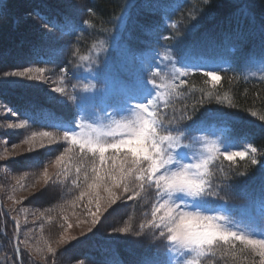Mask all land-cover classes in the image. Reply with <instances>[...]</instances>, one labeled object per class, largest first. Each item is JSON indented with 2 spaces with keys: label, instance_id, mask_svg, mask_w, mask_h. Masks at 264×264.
I'll return each instance as SVG.
<instances>
[{
  "label": "trees",
  "instance_id": "obj_1",
  "mask_svg": "<svg viewBox=\"0 0 264 264\" xmlns=\"http://www.w3.org/2000/svg\"><path fill=\"white\" fill-rule=\"evenodd\" d=\"M68 1L0 0V3L7 6L0 13V103L13 117L25 124L28 131L64 133L55 128L54 124L56 121L68 120L69 117L60 113L59 109L42 103L44 99L39 96L36 84L23 81L19 84L18 80V82L14 80L4 82L2 75L5 71H9L8 69L29 71L34 70L33 68H41L49 70L50 75L56 80L61 79L67 86H71L80 59L89 53L95 44L109 39V31L113 30L126 12L130 19L124 23L122 37L135 52H143L148 46H155L156 35L162 27L160 18L162 14L165 15L163 12L146 9L144 0H74L75 4L79 5L78 8H70ZM178 1L179 10L172 11L175 0H160L161 4L167 6L166 16H169L172 24L175 25H171L163 32L170 37L164 44L169 45L174 52L175 47L178 48L182 42L185 47L202 58L224 59L230 68L219 71L220 80L214 86L201 73L194 72L195 74L185 78L184 84L177 89L175 96H171L165 109L153 112L162 118L165 127L182 129L186 134L191 135L197 121L213 114L215 118L208 120L207 123L222 124L226 129L224 133L232 136V141L236 144L257 149L253 153L258 161L256 165H253L249 159L229 162L216 157L208 168L216 196L227 202V212L231 217L236 218L240 215V209L254 208L258 201H264V182L260 179L264 176V80L253 82L241 79L238 75L248 62H264V58L258 54L252 56L260 49L259 36L242 46L240 41L227 38L232 30L229 21L233 13L234 0H210V3H206V0ZM130 3H135L136 7L129 8ZM247 4L257 22L264 20V0H247ZM66 6L69 8H65ZM23 8L27 10L30 19L21 18ZM74 8L75 12L72 13L79 25L75 35H68L66 32L61 36L57 33L60 39L55 37L53 41H42L36 37L38 31L35 29L38 26H33L34 23H30V20L34 19L43 27L40 17L47 16L49 20L59 19L69 9ZM43 29L53 37L48 30L44 27ZM19 43L22 45L19 46ZM232 48H236V51H231ZM19 51H21L20 56ZM63 69H67V72ZM193 109L196 110V115L192 120L181 119L184 116L194 115ZM172 134L181 138L184 144L188 143L191 136L179 137L178 131ZM128 152L119 151L118 155L127 154L126 158L130 166L135 158ZM78 156L76 158L74 155L71 156L75 169H79L80 173L78 172L73 179L74 190L72 187L69 188L73 194L79 190L78 196L89 180V174L86 176L84 172L92 169L93 173L106 176L111 170L118 176L121 168L125 172L129 170L127 169L129 167L125 168L123 162L125 159L115 157L111 152L105 156V164L100 163L99 157L92 158L91 164L89 159L88 162H80L81 158ZM33 160L40 162L41 158L32 157L30 161ZM147 166L148 161L141 160L139 165H133L132 171L128 172L129 190L124 195L129 194L132 197L129 202L124 203V212L120 210L122 207L119 205L118 224L126 221L125 227L129 231L122 233L120 235L122 238L111 240H100L96 236L83 239L77 259L88 264H139L143 257L166 255V259L171 261V249L167 241L154 239L159 235L157 231L155 232L156 229L145 227V234H142L141 230L136 228L139 227L140 221L141 224H146L150 220L141 214L147 212L148 205L158 200L153 185L151 187L145 185L141 188V182L135 179L138 175L137 169H146ZM93 169L96 171L94 172ZM78 196L75 199L82 203L83 200ZM0 204V247L5 249L9 242L13 243L11 221L18 225V230H21V224H18L17 217L5 204L1 189ZM60 209L64 210V207ZM57 212L60 213V210ZM94 230L97 231L96 228ZM137 232H140L139 236L136 235ZM8 248L11 249L9 253L14 264H17L15 249L13 246ZM18 253L20 264H37L31 256L24 255L20 245ZM192 258L196 260V264H259L258 255L244 248L239 242H232L230 245L213 244L210 249H204L200 255L192 253ZM0 264L6 263L0 259ZM59 264L65 263L59 261Z\"/></svg>",
  "mask_w": 264,
  "mask_h": 264
},
{
  "label": "rangeland",
  "instance_id": "obj_2",
  "mask_svg": "<svg viewBox=\"0 0 264 264\" xmlns=\"http://www.w3.org/2000/svg\"><path fill=\"white\" fill-rule=\"evenodd\" d=\"M70 3L71 0L68 1V5ZM65 8L69 7L66 6ZM69 10L75 12V8ZM22 11L21 18L23 20L24 18H31L25 8ZM161 18L162 27L156 35L157 42L155 46H149L146 52L141 54H136L123 42L122 31L125 21L120 18L113 30L109 31V39L95 44L92 50L83 57L85 59H81L80 68L82 70L76 78L75 87L74 83L67 86L61 79L56 80L54 76L50 75L49 70L41 68H33L34 70L29 71L19 69L18 71L27 72V75L24 77H5L2 75V80L4 82L19 81V84L22 81L36 84L39 96L44 99L42 103L59 109L60 113L69 117L65 125L63 124L64 130L69 128L74 130L77 133L76 138L78 141L82 139L81 133L83 136L92 137L99 134L101 141L107 147L105 156H108L111 152V154H115V157L119 156L125 159L127 154L118 155V152L129 151V146L122 145L119 150H116L111 148L110 145L119 144L121 139L129 138L127 134L123 133L122 129L118 128V125L135 119V115L128 111L138 102L142 94L150 91L151 85L147 84L145 77L150 81H154L157 86L150 108L154 111H162L171 99V94L175 96L173 90L178 82L185 77L176 75V70L180 69L181 66H190L183 61L177 64L169 45L161 43L163 41L161 37L165 36L163 32L172 24L169 18L163 15H161ZM32 22L34 23L33 26H38L35 30L38 31L36 37L40 40L53 41L55 39L54 36L51 37L47 34L34 19L33 21L30 20V23ZM20 45L22 43H19ZM20 55L21 51H19ZM204 61L206 67H214L218 75L220 70L230 68L228 63L221 60H214V63L206 59ZM149 68L151 69L150 72L148 71ZM8 70L5 72H17L11 69ZM190 72L201 73L212 86L218 83L205 76L203 71L189 70ZM242 75L250 81L264 80V63L249 62L245 64ZM99 76H101V80L98 82ZM184 79L180 84L184 83ZM134 80L141 86L135 92L128 93L127 89L120 86L122 82ZM85 85L89 88L94 86L95 91L81 93ZM58 88L63 89V91L56 92L55 89ZM69 94L71 96L78 95L76 106L69 99L71 97ZM113 97L123 100L119 104H115L112 103ZM54 98H59V100ZM86 100L95 103L96 108L93 111L85 106L84 102ZM26 127L0 103V157H3V159H0V189L5 204L17 217L18 224H21V230H18V225L10 220L12 222L11 235H13V243L10 244L9 242L5 249L0 247V259L6 264H14L9 253L11 249L8 247L13 246L15 249L17 246L19 249L20 245L24 255L31 256L37 264H59V261L65 264H88V262L85 263L76 258L79 255V248L82 247V240L95 236L100 240L117 238L109 234L120 236L122 233L117 232V230L126 228V221L118 224L119 211L111 216L109 213L112 212L113 208H117V205H120L122 207L120 210L123 211L124 203L129 202L131 200L129 197L132 196H129V194L124 195L126 191L123 184L119 182L114 184L108 179V175L95 174L91 169L84 172L86 176L89 174V180L82 191H87L92 196V203H88V195L81 198L82 203L78 202L75 197L78 196L79 190L76 194H73L69 189L72 187V190H74L73 179L78 175L71 156L74 155L76 158L79 154L80 162H88L89 159L91 164V159L98 158L99 153L89 151L87 146L82 151L79 143L73 145L71 140H65L64 133H50L49 136H43L41 135L44 133L43 131H28ZM222 131H224L223 126L217 124L201 127L188 142L192 145V148H181L179 150L180 158L185 163H196L201 157L209 156L210 164L216 156L223 158L221 153L224 149H228L232 152L246 151L248 153V156L244 159L237 156L234 161L251 160L249 157L254 155L250 146L224 142L225 136ZM158 134L166 135V132L158 129ZM30 148L31 151H29ZM36 156L41 158L40 162L30 161L32 157L36 158ZM60 156H63L64 159L57 164V158ZM192 156L194 158H191ZM123 162H125V168L129 167L127 169L132 171L133 165L128 166L130 164L129 160ZM45 172L48 176L47 182H45ZM129 173L128 175H130ZM97 175L103 179L97 182L98 186L96 188L89 189L88 185L96 181ZM153 187L155 188L154 185ZM109 192L112 193L111 197ZM78 197L80 198V194ZM113 200H115V203L112 202ZM162 202L154 201L151 205H148L147 212L141 215L151 219L153 206ZM178 203H181V211L195 212L199 210L204 215H222L221 208L224 210V203L218 205L219 207L217 206L218 208L214 210L207 209L205 205L198 208V202L189 198ZM262 205L264 204L259 205L258 208L249 207L250 210L240 209V215L236 218L232 217L234 221L231 223L226 219L217 221V223L222 224L230 231L245 232L251 235L253 239H264V207ZM62 207H64V210L60 209ZM58 210H60V213L57 212ZM4 212L8 215L6 211ZM90 213H95L98 217L99 222L95 226L97 231L92 228V215ZM160 214L158 213V216ZM241 220L246 222L238 223ZM140 222L139 227L136 226L139 231L141 230ZM143 222H145V219ZM89 228H92L91 232L88 231ZM145 231L144 228L140 232L145 234ZM156 231L159 233L158 230ZM84 233H87V235H83ZM155 238L162 239V241L166 240L159 235ZM62 239L64 242H61ZM232 242L239 241L233 240ZM167 243L169 244L168 241ZM218 243L224 244L223 241L219 240L214 242V244ZM243 246L256 253L259 257L257 262L262 264L264 257H261L258 252H254L251 246ZM49 249H52V251L50 252ZM15 252L17 264H20L17 250ZM170 252L171 261L177 259L180 255L177 249H171ZM70 257L74 259L73 263L71 262L72 259L68 260ZM187 259H190V257H187Z\"/></svg>",
  "mask_w": 264,
  "mask_h": 264
},
{
  "label": "snow or ice",
  "instance_id": "obj_3",
  "mask_svg": "<svg viewBox=\"0 0 264 264\" xmlns=\"http://www.w3.org/2000/svg\"><path fill=\"white\" fill-rule=\"evenodd\" d=\"M206 3H210V0H206ZM72 7L78 8L79 5L75 4L74 0H71L70 8ZM128 7L135 8L136 4L130 3ZM144 7L153 12H163L165 15L167 14V6L161 4L160 0H144ZM6 8L7 6L5 4L0 3V13ZM175 10H179V6H177ZM88 11H91V9H88ZM121 19L127 22L130 19V16L126 12ZM40 20L42 21V26L57 39H60V36H57V33H60L61 36L66 32L68 35H75V32L79 27L76 17L71 10L64 13L62 18L59 19L49 20L47 16H44L40 17ZM229 24L232 25V30L228 33L227 38L229 40L240 41L241 46L249 40L256 39V37L259 36L260 49L258 53H253L252 56L255 57L258 54L261 58H264V20L256 21L250 12L247 0H234L233 13ZM161 39L169 40L170 37L162 36ZM230 50L235 52L236 48ZM174 56L176 57L177 64L183 61L190 65L189 67L181 66L180 69L176 70V75L186 76L188 75L189 70L203 71L204 75L210 77L213 82H219L220 77L217 74V70L214 67H206L204 58L194 54V52L185 47L182 42H180L178 48L175 47ZM82 59L85 58L82 57ZM63 71L67 72V69H63ZM148 71L150 72L151 69L149 68ZM3 75L5 77H24L27 75V72H5ZM145 79L147 84L151 85L150 91L142 94L138 102L131 107L130 111H128L135 115V119L118 125V128L122 129L123 133L127 134L129 138L121 139L119 144H112L110 147L119 150L122 145L129 146V151L135 158L131 161L132 165H139L141 160L149 161L148 168L137 169L138 175H136L135 179L141 182V188L145 185H148L149 187L154 185L158 201L163 202L153 206L151 212L152 218L148 220L146 224H141L140 229L143 230L145 227H148L158 230L159 236L165 238L169 242L170 249L179 250L180 255L173 261H168L166 255L146 256L140 260L139 264H196L195 260L187 259L189 254L196 253L197 255H200L205 248L210 249L214 242L218 240L229 245L233 240L239 241L246 247L251 246L254 252H258L261 257H264V239H253L251 238V235H248L245 232L230 231L222 224L217 223V221L226 219V217L222 215H204L199 210L195 213L180 210L181 203L178 202H184L186 198L197 201L199 208L200 206L209 203L208 200L202 198L217 195L210 178L211 173L208 170L210 157H201L196 163L183 162L180 158L179 150L181 148H192V145L182 143L180 138L174 136L172 133L178 131L179 137L183 138H186L191 134H186L182 129L165 127L162 118L158 117L150 108L152 105V97L157 91V86L154 81H150L147 77H145ZM120 86L127 89L128 93L135 92L141 87L136 80L122 82ZM55 91L62 92L63 89L58 88L55 89ZM94 91V86L93 88H89L85 85L81 93H91ZM77 98L78 95L69 97L75 105ZM54 99L59 100V98ZM122 100L123 99L113 97L112 103L119 104ZM84 103L85 106L92 111L96 108L94 102L86 100ZM193 113L194 115L184 116L181 117V119L190 121L196 115L195 109H193ZM51 115L55 116V114ZM214 118L213 114H209V116L205 117L203 120L195 123V129L199 130L208 120ZM21 127H23V125H21ZM56 128L64 129L63 122L58 121ZM158 129H163L167 134H158ZM41 135L49 136L50 133L44 132ZM80 135L82 136V139L78 141L76 138L77 133L74 130H71V128L64 130L65 140H71L73 145L79 143V147L82 151L87 146L89 151L93 153L98 152L100 163L105 164V152L107 151V147L101 141L100 135L98 134L95 137L83 136L82 133ZM232 140L233 137L228 135L225 136L224 142L231 143ZM49 143H51V141H49ZM41 147H43V145H41ZM31 150L32 149L30 148L29 151ZM256 151V148H251L252 153H255ZM221 154L223 158L229 162L234 161V158L237 156L241 159L248 156L246 151L232 152L228 149H224ZM191 158H194V156ZM249 158L253 165L258 163L254 156ZM0 159H3V157H0ZM63 159V156L58 157L56 163L59 164ZM125 161H127L126 157ZM93 171L95 172L96 170L93 169ZM77 172H79V169H77ZM128 172H131V169H129ZM128 172H125L123 168H121L118 176L111 170L107 172V175L108 179L114 184L117 181L123 182L125 191H128ZM102 179V177L97 175L96 181L89 184L88 188H96L98 186L97 182ZM260 179L264 182V176H261ZM47 180L48 176L45 172V182H47ZM41 195H43V193H41ZM86 195L89 196L88 203L91 204L92 196L87 191H82L80 193V198H83ZM109 196H112L111 192H109ZM129 198L131 199V197ZM112 202L115 203V200ZM262 207H264V205H262ZM119 208V205L117 208H113L109 215L111 216L113 213L118 212ZM158 213L161 214L158 216ZM90 214L92 215V228H95L96 224L99 222L98 217L95 213ZM197 217L210 220L214 227L211 229H200L195 225L190 229L186 227L190 221H194ZM105 219H107V217H105ZM92 228H89L88 231L91 232ZM128 231L127 228L117 230L119 233H127ZM83 235L86 236L87 233H84ZM109 235L122 238L119 235ZM136 235L139 236L140 232H137ZM61 242H64L63 239ZM49 251L51 252L52 249H49ZM262 264H264V261H262Z\"/></svg>",
  "mask_w": 264,
  "mask_h": 264
},
{
  "label": "clouds",
  "instance_id": "obj_4",
  "mask_svg": "<svg viewBox=\"0 0 264 264\" xmlns=\"http://www.w3.org/2000/svg\"><path fill=\"white\" fill-rule=\"evenodd\" d=\"M196 212V211H195ZM192 212V213H195ZM197 226L200 229H211L214 227V225L212 224V222L208 219H201L199 217H197L194 221H190L188 225H186V227H188L189 229L193 226Z\"/></svg>",
  "mask_w": 264,
  "mask_h": 264
},
{
  "label": "bare ground",
  "instance_id": "obj_5",
  "mask_svg": "<svg viewBox=\"0 0 264 264\" xmlns=\"http://www.w3.org/2000/svg\"><path fill=\"white\" fill-rule=\"evenodd\" d=\"M256 62V61H255ZM264 63V62H263ZM222 70H226V69H222ZM199 73V72H198ZM217 127H219V126H217ZM221 129H222V127H220ZM221 133V132H220ZM223 143V142H222ZM0 206H1V204H0ZM15 250H17V255H19V253H18V248H17V246H16V248H15Z\"/></svg>",
  "mask_w": 264,
  "mask_h": 264
}]
</instances>
